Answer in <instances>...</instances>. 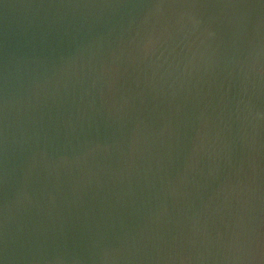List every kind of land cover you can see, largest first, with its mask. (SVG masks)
<instances>
[{
    "label": "water",
    "instance_id": "obj_1",
    "mask_svg": "<svg viewBox=\"0 0 264 264\" xmlns=\"http://www.w3.org/2000/svg\"><path fill=\"white\" fill-rule=\"evenodd\" d=\"M0 264H264V0H0Z\"/></svg>",
    "mask_w": 264,
    "mask_h": 264
}]
</instances>
